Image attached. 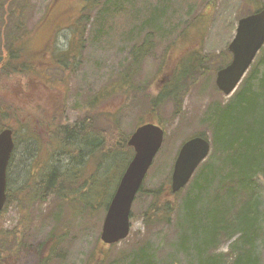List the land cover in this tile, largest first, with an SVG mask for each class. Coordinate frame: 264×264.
Masks as SVG:
<instances>
[{
  "label": "rangeland",
  "instance_id": "1",
  "mask_svg": "<svg viewBox=\"0 0 264 264\" xmlns=\"http://www.w3.org/2000/svg\"><path fill=\"white\" fill-rule=\"evenodd\" d=\"M53 1L16 0L7 8L13 17L10 16L5 23L0 18V26L5 25L0 30L2 37L16 30L18 19L14 11L23 12L21 29L31 30L27 46L35 57L45 62L51 59V52L47 50L51 37L55 47L69 43L72 35L70 30H63L66 22L69 24L74 17H80L85 30L78 43V55L68 63L70 67L60 65L59 68L56 63L58 68L49 72L40 70L36 77L14 73L0 82L1 100L6 103L8 111L17 112L16 131L13 130L16 145L8 171V186L14 199L0 214V227L16 229L20 240L19 243L13 242L17 246L11 247L14 252L3 264H99L98 258L106 257H109L108 262L102 264H109L129 259L132 251L142 243L151 247L153 264H199L196 251L182 244L177 215L169 224L146 226L141 215L151 202L146 193L138 194L133 203L129 237L111 246L101 241L107 208L127 161L120 163L118 157H113L99 166L100 156L103 158L104 155L89 146L85 153L90 158L86 161L78 159L83 166L76 171L71 170L76 165L74 149L70 155L61 143L47 153L48 156L41 153L47 159L38 156V150L54 142L51 133L58 134L52 117L59 103H65L70 124L79 117L83 118L84 113H98L102 122L105 121L103 117L110 118L106 120L107 127L126 136L142 123L154 121L163 126L166 136L144 187L152 189L168 179L171 184L174 163L186 138L203 132L211 136L212 128L204 121L207 118L205 112L213 102L223 103L229 98L216 86L217 70L221 65L217 56L229 52L228 45L235 36L239 19L250 11L249 0H116L117 5L113 0L109 4L104 3L106 0H95V6L92 9L84 7L83 13L79 11L81 0H56L54 7L57 9L51 21L43 29L36 30ZM253 1L264 3V0ZM22 6L24 10H21ZM155 11L158 13L155 24L147 23ZM84 13L89 16L83 17ZM60 24L62 30L53 34ZM148 32H153L154 47L133 76L131 89H134L117 92L112 87L127 68L132 47L140 44ZM192 52L208 59L203 71L193 75L186 83L188 86L184 85L180 90L181 105L169 96L151 109V98L161 93L168 77L180 63L177 61L190 57ZM179 71L181 75L183 71ZM110 88L111 96L107 99L103 93ZM97 96H100V103L91 104ZM58 142L59 139L56 144ZM95 167L97 176L92 173ZM54 170L59 173L71 170L68 177L73 185L69 192L75 200L49 194L44 200L36 197L29 204L24 201L25 193L15 197L18 190L33 184L36 175L42 173L43 178L44 173ZM91 183V190L84 193L81 185L90 186ZM65 189L64 192L68 193ZM172 199L176 201L175 197ZM91 203L94 209L89 206ZM230 243H222L214 250V254L221 257L222 264L232 261ZM256 244L258 264H264L262 237Z\"/></svg>",
  "mask_w": 264,
  "mask_h": 264
},
{
  "label": "trees",
  "instance_id": "2",
  "mask_svg": "<svg viewBox=\"0 0 264 264\" xmlns=\"http://www.w3.org/2000/svg\"><path fill=\"white\" fill-rule=\"evenodd\" d=\"M15 1L0 0V18L2 17L4 23L10 16L13 17L7 8ZM94 1L81 0L79 11L83 13L84 7L92 9L95 6ZM111 1L106 0L104 3L109 4ZM89 2L91 3L88 4ZM248 3L250 11L247 14L264 6V3L253 0H249ZM54 5H56V0L49 6L48 13L46 12L36 26V30L43 29V26L51 21L57 9ZM21 10H24V6ZM156 12L151 13L147 23L155 24L154 19L158 15ZM14 15L18 19L14 34L7 32L6 35L0 37L2 42L0 44V82L14 73L36 77L40 70L49 72L50 69L58 68V65L59 68L60 65L70 67L68 63L78 55L80 50L78 43L85 33L80 17H74L69 24L67 22L64 24L63 30H70L72 35L65 46L55 47L52 42L53 37H51L47 47V50L51 52V59L48 60L50 63H48L44 59L39 60L35 57L27 46L31 30L21 29L24 20L23 12L20 14L14 11ZM88 16L89 13L83 14V17ZM58 26L59 29L54 27L53 34L57 35L62 30V25ZM4 27L5 25H1L0 30ZM24 33H26V38L23 37ZM153 41V32H148L140 44H134L127 68L122 72L119 82L112 87L116 88L117 92L134 89H131L133 76L144 58L152 53ZM29 57L32 58L29 59ZM230 57V52L218 55L220 67L225 66L230 61ZM207 59L208 57L201 58L197 52H192L190 57L186 56L181 61L178 60L177 63H180L175 66L174 73L168 77L161 93L151 98V109L158 107L169 96L181 105L180 90L185 87L184 85L188 86L186 83L193 78V75L198 71H203ZM56 63L59 64L56 65ZM179 70L183 71L181 75ZM99 95L101 96L102 92ZM103 95L107 99L110 98L111 88L104 91ZM100 96L95 97L91 104L98 105ZM56 109L57 112L53 116L55 120L52 117V121L56 122L53 127H56L58 134L55 131L51 133V139H54V142L49 146L46 145L45 148H39L40 155L38 156L46 158L41 153L45 152L48 156L47 153L63 143L66 153L71 155L73 149L76 153V165L71 170L78 171L83 166L82 161H77L78 159L83 158L86 161L90 158L85 153V148L89 146L104 155L103 158L100 156L99 166L106 164L113 157H118L120 163L127 161L126 167L128 166L134 154V149L128 145L130 135L114 132L112 127H107L106 120H110L108 116L103 117L105 121L102 122L100 114L84 113L83 118L79 117L70 124L66 118L65 103H59ZM15 114L17 112L7 110L6 103L0 98V131L6 127L16 131ZM205 115L207 118L204 121L212 128V134L210 136L203 132L200 135L211 138L212 151L209 157L199 166L191 181L177 193L172 192L169 179L152 189L145 188L143 184L138 194L146 193L151 197L149 206L141 214L143 221L146 226L158 223L169 224L172 217L177 215L182 244L186 248L191 246L196 251L199 264H222L221 257L219 254L215 255L214 250H217L222 243L229 241L231 242L229 256L232 257L229 264H258L259 258L255 253V246L260 237L264 241V235L262 236V231H264L262 226L264 214V47L235 93L226 102H213ZM57 139L59 142L56 144ZM68 171L66 173L50 171L44 173L43 178H41L43 174L38 173L39 177L36 175L33 184L18 190L15 197L25 193L24 201L29 204L36 200V197L44 200L49 194L73 201L75 197H71L69 192L73 184L69 180ZM97 172V168H93L94 176H97ZM88 176L92 182L91 172ZM92 186V183L90 186L82 184L81 189L87 193ZM60 187H62V192H60ZM64 189L68 190V193L64 192ZM173 197L177 202L172 199ZM11 199L14 197L9 189L7 205ZM89 206L94 209L93 204ZM19 241L16 229L7 230L0 227V264H3L6 258L13 254L14 250L11 247L17 246L13 242L19 243ZM138 247L132 251L129 259L127 257L124 261L123 259L116 260L109 264H153L151 247L145 243L138 244ZM98 260L99 264L107 263L109 257L98 258Z\"/></svg>",
  "mask_w": 264,
  "mask_h": 264
},
{
  "label": "water",
  "instance_id": "3",
  "mask_svg": "<svg viewBox=\"0 0 264 264\" xmlns=\"http://www.w3.org/2000/svg\"><path fill=\"white\" fill-rule=\"evenodd\" d=\"M263 46L264 7L238 21L235 36L228 46L232 60L217 72L216 84L224 94L231 95L237 89ZM164 136V128L154 122L139 126L130 136L128 144L133 147L134 156L108 206L101 232L103 243L115 244L129 236L133 203L162 147ZM14 147L13 130L3 129L0 132V211L7 204V171ZM210 151L211 143L203 136L192 137L183 143L172 172V192L180 191L189 183Z\"/></svg>",
  "mask_w": 264,
  "mask_h": 264
},
{
  "label": "flooded vegetation",
  "instance_id": "4",
  "mask_svg": "<svg viewBox=\"0 0 264 264\" xmlns=\"http://www.w3.org/2000/svg\"><path fill=\"white\" fill-rule=\"evenodd\" d=\"M23 37H25V36H23ZM25 38H26V37H25ZM30 38H31V36H30ZM30 38H29V39H30ZM24 42H25V41H24ZM14 139H15V136H14ZM15 144H16V140H15Z\"/></svg>",
  "mask_w": 264,
  "mask_h": 264
}]
</instances>
